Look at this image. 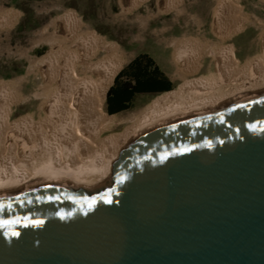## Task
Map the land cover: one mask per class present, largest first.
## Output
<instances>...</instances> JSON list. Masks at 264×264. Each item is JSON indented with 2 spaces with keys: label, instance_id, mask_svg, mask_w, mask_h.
Returning a JSON list of instances; mask_svg holds the SVG:
<instances>
[{
  "label": "water",
  "instance_id": "obj_1",
  "mask_svg": "<svg viewBox=\"0 0 264 264\" xmlns=\"http://www.w3.org/2000/svg\"><path fill=\"white\" fill-rule=\"evenodd\" d=\"M0 264H264V95L142 135L103 190L1 196Z\"/></svg>",
  "mask_w": 264,
  "mask_h": 264
},
{
  "label": "bare ground",
  "instance_id": "obj_2",
  "mask_svg": "<svg viewBox=\"0 0 264 264\" xmlns=\"http://www.w3.org/2000/svg\"><path fill=\"white\" fill-rule=\"evenodd\" d=\"M144 1L127 0V10ZM157 4L166 12L178 2ZM249 22L240 0H217L211 22L216 40L185 36L172 42L177 76L195 74L209 57L210 81H189L119 117L104 112L105 91L120 64L118 46L96 38L70 11L56 18L45 28L48 50L36 64L37 121L10 124L8 109L16 99L0 85V197L50 184L100 190L121 151L142 135L264 95V21L258 20L259 53L244 63L226 44Z\"/></svg>",
  "mask_w": 264,
  "mask_h": 264
},
{
  "label": "rangeland",
  "instance_id": "obj_3",
  "mask_svg": "<svg viewBox=\"0 0 264 264\" xmlns=\"http://www.w3.org/2000/svg\"><path fill=\"white\" fill-rule=\"evenodd\" d=\"M177 2L175 7L163 12L157 0L144 1L130 11L127 10V0H0V85L5 86L7 95L16 99L8 109L9 123L17 119L37 121L40 99L35 94L40 76L36 64L48 50L44 41L45 28L67 11L72 12L80 26L96 38L118 46L120 64L116 74L139 54L148 53L172 81L171 91L189 81H210L207 74L209 57L202 61L195 74L183 78L177 76L172 42L185 36L216 40L211 22L217 0ZM240 4L250 16V22L226 40V44L232 46L235 59L244 63L259 53L261 27L258 20L264 21V1L240 0ZM113 80L105 91V98ZM156 96L137 95L130 109L114 115L125 117L137 113ZM104 112L107 113L105 99ZM119 132L122 131H116ZM111 184L112 177L100 190ZM100 190L86 191L95 193Z\"/></svg>",
  "mask_w": 264,
  "mask_h": 264
},
{
  "label": "trees",
  "instance_id": "obj_4",
  "mask_svg": "<svg viewBox=\"0 0 264 264\" xmlns=\"http://www.w3.org/2000/svg\"><path fill=\"white\" fill-rule=\"evenodd\" d=\"M172 89L173 83L154 58L141 53L116 74L106 93V111L114 115L130 109L137 95H158Z\"/></svg>",
  "mask_w": 264,
  "mask_h": 264
},
{
  "label": "crops",
  "instance_id": "obj_5",
  "mask_svg": "<svg viewBox=\"0 0 264 264\" xmlns=\"http://www.w3.org/2000/svg\"><path fill=\"white\" fill-rule=\"evenodd\" d=\"M14 2L18 1V0H12ZM155 60V59H154ZM156 61V60H155ZM157 62V61H156ZM158 64V63H157ZM160 67V66H159ZM162 70V69H161ZM163 71V70H162ZM165 73V72H164ZM167 75V73H165ZM169 78V77H168ZM172 82V81H171Z\"/></svg>",
  "mask_w": 264,
  "mask_h": 264
},
{
  "label": "flooded vegetation",
  "instance_id": "obj_6",
  "mask_svg": "<svg viewBox=\"0 0 264 264\" xmlns=\"http://www.w3.org/2000/svg\"><path fill=\"white\" fill-rule=\"evenodd\" d=\"M141 95H144V94H141ZM145 95H154V94H145Z\"/></svg>",
  "mask_w": 264,
  "mask_h": 264
}]
</instances>
